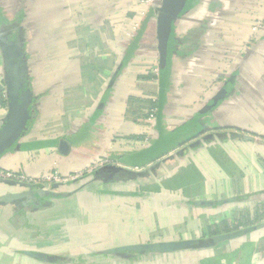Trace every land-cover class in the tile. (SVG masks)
<instances>
[{
  "label": "crops",
  "instance_id": "1",
  "mask_svg": "<svg viewBox=\"0 0 264 264\" xmlns=\"http://www.w3.org/2000/svg\"><path fill=\"white\" fill-rule=\"evenodd\" d=\"M0 27L19 30L34 96L0 170L85 174L34 204L25 182H0V264H264V0H183L162 44L141 0H0ZM5 76L0 48V131ZM196 118L197 135L159 150ZM114 165L153 169L131 179ZM224 221L243 226L209 230ZM232 234L204 250L107 254Z\"/></svg>",
  "mask_w": 264,
  "mask_h": 264
},
{
  "label": "water",
  "instance_id": "2",
  "mask_svg": "<svg viewBox=\"0 0 264 264\" xmlns=\"http://www.w3.org/2000/svg\"><path fill=\"white\" fill-rule=\"evenodd\" d=\"M183 0H157L154 6L156 21L158 23V41L160 44L167 40L169 27L171 21L179 12ZM19 30L15 27L11 30L9 28L0 27V48L3 54L5 69H6V84H7V97L9 102V111L4 120L3 127L0 131V148H3L6 143H12L24 134L28 122L32 118V108L34 103V96L30 91L28 84L27 62L24 58L23 39L19 37ZM22 32V31H20ZM22 34V33H21ZM162 57V56H161ZM264 143V142H263ZM162 144V143H161ZM158 147V146H157ZM69 144L66 142L61 143V151L67 153ZM110 171L114 174H125L131 179L142 177L146 171H131L118 166H109ZM0 182L12 184L14 181L0 179ZM23 186L29 188L32 193L30 202L34 204L33 200L40 196L58 197L59 190L63 183L53 184L47 191L35 190L32 184L21 183ZM25 204H27L25 202ZM261 227V226H259ZM235 234L215 236L204 240H189V241H173V242H159L148 243L143 245L125 246L119 249L107 252L119 258H130L132 254H167L178 251H191V250H204L214 247L221 241L232 239ZM35 256L34 254H31Z\"/></svg>",
  "mask_w": 264,
  "mask_h": 264
},
{
  "label": "trees",
  "instance_id": "3",
  "mask_svg": "<svg viewBox=\"0 0 264 264\" xmlns=\"http://www.w3.org/2000/svg\"><path fill=\"white\" fill-rule=\"evenodd\" d=\"M140 33L142 34V30L140 31ZM161 103H162L161 100L156 101V102L153 101V103L150 106V111H149V113H148L147 116L149 117L151 115V112L152 111L154 112V110H156V109L159 111L160 110V107H161L160 106ZM157 120H158V115H157ZM200 131H201V127H200V124H199V120L196 118V119H194L192 121V123L190 124V126L188 128H183V129H181L178 132H174V133L170 134L171 136L168 137V139L165 140V142L162 144L163 146L161 145L162 147H160L159 150L162 151L165 146L174 144V143H176L178 141H183L186 138H192L195 135H197ZM256 221H258V218H256ZM251 223H253V222L246 223L245 225H248V224H251ZM242 224L243 223L240 222L236 226L234 225L232 227V225H230L229 222L224 221L223 223H221L219 226L216 227V230H212L215 226H213V225L210 226L209 225V230L212 233L213 232L214 233L215 232H220V231H222V232H229V231H231L235 227L236 228L242 227L243 226Z\"/></svg>",
  "mask_w": 264,
  "mask_h": 264
},
{
  "label": "built area",
  "instance_id": "4",
  "mask_svg": "<svg viewBox=\"0 0 264 264\" xmlns=\"http://www.w3.org/2000/svg\"><path fill=\"white\" fill-rule=\"evenodd\" d=\"M144 6L154 10V6L157 3V0H141ZM151 114L150 116H152ZM153 121H155V117L153 116ZM0 179L11 180V181H21L28 184L36 185L38 182H44L46 180H52L53 182H61L64 181L58 173H50L45 175L43 178H30L22 174H18L12 171H3L0 170Z\"/></svg>",
  "mask_w": 264,
  "mask_h": 264
},
{
  "label": "rangeland",
  "instance_id": "5",
  "mask_svg": "<svg viewBox=\"0 0 264 264\" xmlns=\"http://www.w3.org/2000/svg\"><path fill=\"white\" fill-rule=\"evenodd\" d=\"M171 104H172V102H170ZM148 113V112H147ZM153 115L152 116H150V118H149V123L151 124V126H153V124H155L156 123V121H157V115L159 116V115H161V111L159 110H154V112L152 111L151 112ZM155 117V119H156V121H153V118L152 117ZM239 132H244V133H247V131H239ZM240 134H243V133H240ZM246 135H248V134H246ZM256 138V140L258 141V140H260V138L258 139L257 137H255ZM263 141V140H262ZM105 160H106V158H105ZM107 162H109V158L107 157V160H106ZM105 161V162H106ZM102 163H103V161H102ZM83 175H85V174H76V175H74V176H72V177H69V178H66V180L65 179H63L64 181H61V183H64V182H68L69 180H76L77 179V177H81V176H83ZM44 184H47V187H52L53 186V184H57V182H53L52 180H46V181H44V182H41V183H37L35 186H38V185H44ZM152 243V242H151ZM188 260V259H187ZM188 261H190V259L188 260ZM193 261V260H192ZM186 263H188V262H186ZM215 264H219V263H215Z\"/></svg>",
  "mask_w": 264,
  "mask_h": 264
},
{
  "label": "flooded vegetation",
  "instance_id": "6",
  "mask_svg": "<svg viewBox=\"0 0 264 264\" xmlns=\"http://www.w3.org/2000/svg\"><path fill=\"white\" fill-rule=\"evenodd\" d=\"M35 185H33V187H34ZM39 186V185H38Z\"/></svg>",
  "mask_w": 264,
  "mask_h": 264
}]
</instances>
